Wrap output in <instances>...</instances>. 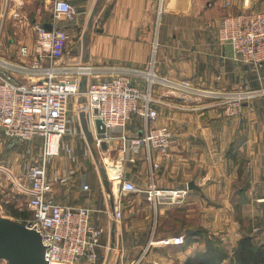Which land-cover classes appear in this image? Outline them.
Masks as SVG:
<instances>
[{"label": "crops", "instance_id": "crops-1", "mask_svg": "<svg viewBox=\"0 0 264 264\" xmlns=\"http://www.w3.org/2000/svg\"><path fill=\"white\" fill-rule=\"evenodd\" d=\"M67 1L78 14L72 22L57 23L66 27L70 36L65 54L56 61L57 68L88 62L95 67L92 81L123 75L129 85L149 89L151 97L159 101L154 105L158 116L153 126H167L173 132L169 157L155 151L151 162L144 149L132 155L118 140L106 142L105 149L93 142L92 147L78 145L79 137L91 139L93 127L82 98H70V129L59 164L48 165V173L58 177L53 194L58 202L93 210L91 223L103 231L94 264L137 262L150 237L159 240L183 235L184 243L153 246L140 264H185L205 253V237L219 242L226 255L233 254L244 235L264 248L260 208L264 201V95L246 101L240 118L226 117L218 99L211 95L263 84L264 66L255 69L237 60L229 45L218 42L217 30L227 15L264 11V0H110L96 13L86 48L83 33L95 0ZM52 2L0 0L1 15L4 12L6 16L0 27V57L11 64L10 71L17 79L23 75L17 71L23 66L18 58L26 65L33 59L32 55L26 60L19 57V48H34L35 22L51 25ZM150 72L170 82H189L188 99L159 82L149 88L145 76ZM62 73L59 70L58 74ZM142 129V120L133 116L126 133L134 136ZM21 147V153L11 151L15 160L22 161L30 149ZM65 147L72 149L75 160L69 161ZM8 148L12 147L0 137V152ZM93 149L102 154L100 167L92 157ZM0 158V169L13 174L11 184L15 187V181L18 183L24 190L19 194L23 192L27 201V166L23 164L21 171L20 165L11 167L8 156ZM101 167L107 170L109 189L103 185ZM122 179L138 189L153 184L163 195L155 206L139 191L121 192ZM184 190L187 193L181 202L165 201L174 191ZM115 202L122 209L120 222L112 218ZM221 264H231L229 257Z\"/></svg>", "mask_w": 264, "mask_h": 264}, {"label": "built area", "instance_id": "built-area-1", "mask_svg": "<svg viewBox=\"0 0 264 264\" xmlns=\"http://www.w3.org/2000/svg\"><path fill=\"white\" fill-rule=\"evenodd\" d=\"M51 10L50 29L41 21L34 24L36 38L33 51L24 45L19 48V57L32 55L33 59L28 65L17 67V71H21L23 76L36 77L35 80H18L9 71L11 64L0 57V137L12 143L34 140L41 143L40 158L26 169L30 184L26 205L31 216L24 225L39 235L44 264H76L80 261L94 264L103 231L91 223L93 210L87 206L58 202L53 196L58 177L53 178L48 173L49 161L60 153L62 137L70 129L71 120L67 117L70 98L83 99L93 127L91 140L97 148L103 141L118 140L122 148L132 155L144 149L151 162L155 151L160 156L169 157L173 132L167 126H153L158 116L154 105L159 101L151 97L149 89L142 91L129 85L123 75L92 81L95 67L88 62H77L58 69L56 61L65 54L70 36L67 28L57 23L59 20L74 21L78 12L67 0H53ZM217 40L222 45H229L237 60L255 69L262 68L264 11L249 10L225 16L218 27ZM59 70L63 73L58 74ZM145 77L149 88L159 82L176 91L182 99H188L186 94L192 90L187 81L170 82L151 72ZM82 81L84 86L80 89ZM211 95L218 99L226 117L240 118L246 101L264 95V82L253 89H233ZM133 116L142 120L143 129L141 133L129 136L126 127ZM96 119L101 121L104 132L97 133ZM64 152L69 161L75 160L71 148L65 147ZM119 189L124 193L139 191L144 194L145 200L153 201L155 206L158 204L156 199L163 195L153 184L146 189H138L133 182L125 179H122ZM186 193L185 190L174 191L165 201L176 204L183 200ZM112 210V218L120 222V204L115 202ZM183 243V235L159 240L150 237L143 254L153 246Z\"/></svg>", "mask_w": 264, "mask_h": 264}, {"label": "water", "instance_id": "water-1", "mask_svg": "<svg viewBox=\"0 0 264 264\" xmlns=\"http://www.w3.org/2000/svg\"><path fill=\"white\" fill-rule=\"evenodd\" d=\"M110 0H95L89 13L86 29L83 33V45L86 48L87 41L92 34L93 21L96 13L103 3ZM48 29L51 25H45ZM83 83L80 88H83ZM97 133L104 132V128L99 119L95 120ZM92 144V140H90ZM102 149L106 148V142L101 143ZM101 179L106 189H109L107 170L101 167ZM261 213L264 217V201L260 203ZM0 260L7 264H44L42 256L41 240L37 233L29 230L21 222H14L7 218L0 217Z\"/></svg>", "mask_w": 264, "mask_h": 264}, {"label": "rangeland", "instance_id": "rangeland-1", "mask_svg": "<svg viewBox=\"0 0 264 264\" xmlns=\"http://www.w3.org/2000/svg\"><path fill=\"white\" fill-rule=\"evenodd\" d=\"M0 9H2V8L0 7ZM1 12H2V10H0V27L2 25L3 19L6 18L5 13L3 12L2 15H1ZM7 17H8V15H7ZM6 46H8V45L6 44ZM2 48L3 47L1 45L0 46V49L2 50ZM23 58H24V60H26L25 57H23ZM17 62H21L23 65H26V63L23 60H20L19 58H18ZM12 73L14 75L16 74L15 72H12ZM18 79H21V80H23L25 82L26 81L28 82V81L35 80L36 77H31V75H26V76H23L22 75L21 78H18ZM87 132H88V134L90 133L89 131H87ZM65 136L62 137L61 151H60V153L58 155H56L52 159H50V163H49L50 166H53V167H54V165H55V167L58 166V164H59L58 158H59L60 154H62V150H63L62 143H63V141L66 140ZM78 140H79L78 141V145H79V142H80L82 146H85V147L88 146L89 147L91 145L90 147H92V144H90V140L91 139L89 137L86 140L79 137ZM6 142L8 143V146H10L12 148H8L9 150H6V151H4L2 149L3 151L0 152V157H2L3 154L6 155V156H8L9 159L11 160L9 162V164H11V167H13L14 165H20V169H21V171H23V164L25 165V167L26 166L28 167L29 164L35 163V160L40 158V154L39 153H41V143L38 140H34V141L26 142V143H12V142L7 141V140H6ZM3 145H4V143H3ZM21 145L24 146V150H25L26 147H30V149H29V151L26 152V156H25L26 159L23 158L22 161H20L19 158H18L17 160H15V156L13 154L10 155L11 154V151L13 153H21L20 152V149H19V147H21ZM93 150H95V149H93ZM91 154H92L93 159L95 158L98 161L97 164L100 167V165H101V162L100 161H101V155L102 154L99 151H97V150H95L94 152H91ZM91 161H92V159H91ZM86 163H88V162L86 161ZM88 164H90V162ZM97 164H95V165H97ZM2 165L8 166V163H4ZM96 167H98V166H96ZM12 175L13 174H11L9 172H5V171H3V170L0 169V213H1L0 217L3 216V215L10 216L9 213H8V210L6 208H8L11 205L15 209L28 211V208H27V205H26V198L27 197L25 198V196L22 195V194H24L23 192H21V194H19V192L22 191L23 189L20 188V187H18L19 185H18V183H16V181H15V184L18 185V186L15 185V187H14V185L11 184L10 181H11ZM116 187H118V185H116L115 188ZM19 203H20V205H19ZM18 205L20 207H17ZM10 218L13 219V220L10 219L11 221L20 222L18 219H15L13 217H10ZM22 224H24V223H22ZM217 243L219 244L218 245L219 246L218 249H221V245H220L219 242H214L213 244L216 245ZM145 255H146V253L145 254L142 253V257L137 262L138 264L141 263V259ZM227 256L229 257V260L232 257V255H230L229 253H227ZM135 263H136V261L135 262H132L131 264H135ZM0 264H6V263H5L4 260H0ZM78 264H81V262H79Z\"/></svg>", "mask_w": 264, "mask_h": 264}, {"label": "trees", "instance_id": "trees-1", "mask_svg": "<svg viewBox=\"0 0 264 264\" xmlns=\"http://www.w3.org/2000/svg\"><path fill=\"white\" fill-rule=\"evenodd\" d=\"M10 216L18 219L24 223L29 217L30 212L25 210H18L9 206L6 208ZM206 240V251L203 254H198L197 259H188L185 264H221V262L228 258V256L219 248V244L212 239ZM231 264H263L264 263V248L261 245H256L253 237L244 235L237 244L232 257L230 258Z\"/></svg>", "mask_w": 264, "mask_h": 264}, {"label": "bare ground", "instance_id": "bare-ground-1", "mask_svg": "<svg viewBox=\"0 0 264 264\" xmlns=\"http://www.w3.org/2000/svg\"><path fill=\"white\" fill-rule=\"evenodd\" d=\"M81 83H82V82H81ZM81 83H79V87H80V84H81ZM83 86H84V83H83ZM80 89H81V88H80ZM82 100H83V99H82ZM55 264H62V263H55Z\"/></svg>", "mask_w": 264, "mask_h": 264}]
</instances>
